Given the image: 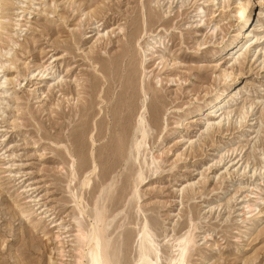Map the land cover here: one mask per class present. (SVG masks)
Listing matches in <instances>:
<instances>
[{"label": "rangeland", "instance_id": "rangeland-1", "mask_svg": "<svg viewBox=\"0 0 264 264\" xmlns=\"http://www.w3.org/2000/svg\"><path fill=\"white\" fill-rule=\"evenodd\" d=\"M6 1L0 264H264V0Z\"/></svg>", "mask_w": 264, "mask_h": 264}, {"label": "bare ground", "instance_id": "bare-ground-1", "mask_svg": "<svg viewBox=\"0 0 264 264\" xmlns=\"http://www.w3.org/2000/svg\"><path fill=\"white\" fill-rule=\"evenodd\" d=\"M6 2H9V0H7ZM209 2H211L213 5L214 4H218L217 2H218V0H209ZM10 4V3H9ZM210 4V3H209ZM246 4L247 3H242L241 1H239L238 2V6L234 9V12H235V14H236V12H237V14H243V15H245V17L248 15L247 13H244V11H245V8H246ZM211 5V4H210ZM227 5H228V3L226 2V3H221V4H219L218 5V7L220 6V9L222 10V13L223 12H225L224 10H226L225 8L227 7ZM5 12V11H4ZM229 12H232L231 11V9L227 12L228 14H230ZM234 12H232V14L234 13ZM227 14V15H228ZM234 14V15H235ZM226 15V14H225ZM5 16H6V14H5ZM225 17V16H224ZM221 18V17H220ZM222 19H223V17H222ZM248 21H249V19L248 18H246L245 20H244V22H243V24H244V26L248 23ZM218 22V21H217ZM249 26H250V23L248 24V27H247V29L249 28ZM241 27V26H240ZM243 28V27H242ZM241 31L242 30H240V31H238V33H237V35H239L240 33H241ZM243 32V31H242ZM241 35V34H240ZM241 38V37H240ZM240 38H237V39H234V41L232 42V45L230 46V47H228L227 49H226V52H224V54L223 55H229L230 56V58H232L233 57V55H235V54H238L239 53V51H240V49H241V46H242V44L243 43H241V39ZM241 43V44H240ZM240 44V45H239ZM164 56V55H163ZM242 59V58H241ZM165 61V60H164ZM167 65V64H166ZM229 74L230 73H227V71L225 70L224 71V73H223V75L224 76H229ZM234 81V80H233ZM231 83H229V85H230ZM233 84V83H232ZM52 86V88L53 87H55V86H57V84H53V85H51ZM225 96H226V89L224 88V89H221L220 90V92L212 99V101L210 102V104H209V106L207 107V110H206V112H204V113H206V114H209V115H214V114H216L218 111H219V109H220V103H221V101H223L224 99H225ZM38 97V96H37ZM223 97V98H222ZM203 114V113H202ZM208 119V118H207ZM189 140V139H188ZM137 143V142H136ZM140 175V174H139ZM250 211V210H249ZM91 243V242H90ZM143 244V243H142ZM148 247V246H147ZM141 251V250H140ZM142 253L143 254H145V249H144V247L142 248ZM144 260V259H143ZM143 263V262H142ZM148 264V263H147Z\"/></svg>", "mask_w": 264, "mask_h": 264}]
</instances>
